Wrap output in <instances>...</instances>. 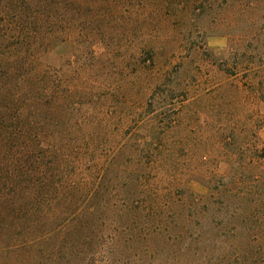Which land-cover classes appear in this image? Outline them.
Instances as JSON below:
<instances>
[{
  "label": "rangeland",
  "instance_id": "obj_1",
  "mask_svg": "<svg viewBox=\"0 0 264 264\" xmlns=\"http://www.w3.org/2000/svg\"><path fill=\"white\" fill-rule=\"evenodd\" d=\"M180 1L170 17H156L160 13L149 17V8L141 6L101 9L98 37L91 39L88 17L77 53L72 55L71 46H62L42 58L55 76L63 72L64 86L78 88V99H73V92L62 105L65 129L69 126L65 134L69 139L75 134H97L94 164L110 151L112 137L118 141L121 134H164L165 176L170 185L179 186L170 189L162 184L161 192L176 204L193 196L195 208L184 212L193 217L189 225L193 264H264V195L256 192L264 185L263 10L228 9L225 0ZM88 12L83 10L82 16ZM144 40L155 43L156 50L146 63L141 51ZM156 83L164 92L174 93L171 99L149 106L146 102ZM66 103L72 104V112ZM54 108L59 112L60 106ZM75 117L85 120L79 130L72 125ZM96 167L79 173L85 188L97 180ZM230 183L240 194L251 192L262 205L246 226L249 248L256 257L250 263L235 252L225 261L236 234L225 224V186ZM38 199L32 210L27 208L35 217L32 232L25 227L4 232L2 228H7L1 226L0 264H24L30 246L39 264H50L49 249L63 248L53 241L30 245L27 235H36L35 240L53 231L60 235L75 226L77 216L88 207V200L81 198L71 210L66 200ZM110 203H106L109 211ZM180 206L177 209L183 212ZM104 214L91 220L94 224L88 228L96 235L79 244L77 264H157L126 254L112 260L113 234L121 225L115 219L113 223L110 212L108 218Z\"/></svg>",
  "mask_w": 264,
  "mask_h": 264
},
{
  "label": "trees",
  "instance_id": "obj_2",
  "mask_svg": "<svg viewBox=\"0 0 264 264\" xmlns=\"http://www.w3.org/2000/svg\"><path fill=\"white\" fill-rule=\"evenodd\" d=\"M178 4L181 6L180 0H0V228L6 227L2 230L8 232L10 228L25 227L32 232L35 217L27 208L33 209L36 198L66 200L67 210L78 198L88 200L76 225L64 233L49 232L52 234L37 240L36 235H27L30 245L53 241L63 248L61 252L49 249L46 258L50 264H77L79 244H87L96 235L88 228L94 224L91 220L104 211L105 218L110 212L113 223L115 219L121 225V230L114 233L117 235L113 234L112 260L126 254L153 259L157 264H193V233L189 230L193 217L184 214L195 208L193 196L186 195L190 198L176 204L161 192L162 184L170 189L179 186L169 184L163 169L165 135L121 134L118 141L112 137L110 151L94 164L98 152L94 148L97 134L91 132L94 128L91 134H75L71 139L65 134L69 126L65 129L63 103L73 92V99H78V88L73 91L64 86L63 72L55 76L51 66L42 61L62 46H71L72 55L77 53L82 48L83 21L88 17L91 39L98 37L101 9L141 6L149 8V17L159 13L156 17H170ZM225 6L263 10L264 14V0H225ZM83 10H88L90 16L83 17ZM154 44L144 40L143 49H137L143 51L144 63L153 60ZM157 83L149 93V106L156 100L171 99L174 93L164 92ZM55 106H60L59 112ZM68 107L72 112V104ZM82 121L84 118L75 117L72 125L79 130L85 124ZM95 166L98 178L85 188L79 173H89ZM263 187L260 184L256 192L264 195V190L260 191ZM225 188V224L236 231L231 239L233 247L225 251V261L236 253V257L250 263L256 257L249 248L251 236L246 226L262 205L251 197V192L238 193L236 184ZM106 203L111 204V211ZM180 205L183 212L177 209ZM30 248L24 264H39L40 258Z\"/></svg>",
  "mask_w": 264,
  "mask_h": 264
}]
</instances>
